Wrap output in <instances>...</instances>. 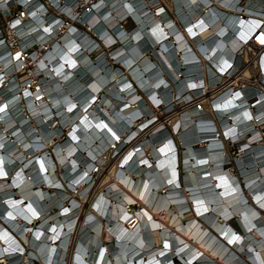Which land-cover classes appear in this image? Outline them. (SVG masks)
Wrapping results in <instances>:
<instances>
[{"label": "bare ground", "instance_id": "obj_1", "mask_svg": "<svg viewBox=\"0 0 264 264\" xmlns=\"http://www.w3.org/2000/svg\"><path fill=\"white\" fill-rule=\"evenodd\" d=\"M238 1L0 0V264L260 261L264 230L241 203L264 190V92L251 98L249 64L231 99L206 90L248 58L257 3ZM176 99L180 151L154 108ZM226 134L243 157L221 150Z\"/></svg>", "mask_w": 264, "mask_h": 264}, {"label": "built area", "instance_id": "obj_2", "mask_svg": "<svg viewBox=\"0 0 264 264\" xmlns=\"http://www.w3.org/2000/svg\"><path fill=\"white\" fill-rule=\"evenodd\" d=\"M151 1H153V0H147L148 3H150ZM155 2H156V4H159V0H155ZM221 2L222 1H220L219 4H222ZM239 2H242V6L245 8H249L251 6L253 7L254 4L252 2L257 3V5H255L256 6L255 11L257 12V14L254 15L253 17L258 20V24L248 27L249 31H250V35L240 45V47L243 48L244 52L248 55V58L246 60L243 59V61H241L238 64V66L236 67L237 69L232 74H229L228 72H225V71L218 70V72H216V73H218L219 76L217 78L216 83H210L208 81L206 82L207 83L206 90L208 93L207 95L210 97H213L212 99H214L217 96V94L221 93L222 91H224L228 88H232V90H231L232 94L229 95L228 99H231L232 96H234L236 93H238L237 91L240 89V87L235 88L238 85L232 84L233 81L236 79L233 77L235 74H237L240 71L242 66H245V65L248 66V64L251 65V69H252V77H251L252 84L251 85H252L253 91L251 93V95H252L251 98L258 97V95L260 93L264 92V44H262L260 42V38H264V0H252L251 3H250V1H247V0L246 1L239 0L237 2L238 5H241V4H239ZM211 3H212V0H208V3L206 2V4H204V7L209 6ZM230 3H231V0H230ZM0 8L3 9L1 3H0ZM211 8H210V10L212 11ZM202 10H203V7L199 12V14L202 15L199 19H203L202 17L205 15V11L203 12ZM237 10H236L237 11L236 13L239 14V22H241L243 20L242 18H243L244 12L242 13L241 9H237ZM225 11H227V10H225ZM19 12L21 15H23V10H20ZM0 13H1V10H0ZM214 20H215V16H214ZM11 21H13V18L10 19V22ZM206 23H208V26L206 27V28H208L211 25V20L207 21ZM209 23H210V25H209ZM241 52L244 54V52L242 50H241ZM229 59H230V62H233L234 56L229 54ZM211 77L212 76H208V74H207L206 80H209V78H211ZM240 81L241 82L239 83V85H242L243 81H245V80L241 78ZM248 85L249 84L247 83L246 86H248ZM233 88H235V89H233ZM195 101H194V103H196ZM259 101H261V100L260 99L258 100V98L253 100L251 102V108H253L255 106V103H258ZM216 104H212V107L213 108L218 107V105H216ZM195 105L199 106L200 104L198 103ZM253 113H254V117H255L254 118L255 119V123H254L255 128L259 134L258 139H255L254 141H261L260 144H262L260 147L256 148L254 151L258 150L259 155H264V105H262L260 108H257L255 106V108H253ZM257 114H260V115L257 117ZM259 118H262V119L260 121H257ZM224 129L225 128H223V130ZM229 135L230 134L223 135L224 143L226 146L225 147V151H226L225 155L228 156L230 154V155H232L233 159L243 157L244 156L243 155L244 147L240 146V143H241L240 140H236V139L233 140L231 137H229ZM245 167H247V166H243V168H245ZM246 174H248V173H246ZM246 174H242V172H241L239 176L242 177ZM255 177H258V175ZM255 188H258V187L256 186ZM255 191H257V189ZM258 196L259 197L257 200H253L254 204H251L250 201L247 199H246V201H243L241 203V205L243 206L242 208H244V209L247 207V205L250 207L249 209H247V212L250 213V215H251L250 221L252 222L251 223L252 226L250 227V229L248 231H254V230H256L257 227H260L262 230H264V190L260 191ZM237 216L238 215L236 213L235 217H233V218L228 217L229 219L224 218V220H223V224H226L227 226H228V222L231 223L233 228L231 227L230 229L234 230L233 231L234 234L238 233L237 229H239V227L234 222V220H235L237 223H239V219ZM234 225H235V227H234ZM256 236L258 238V241L260 242L259 246H261V249H259V250L262 251V250H264V239H262L261 238L262 235H260L258 233L256 234ZM256 244H258V243H255L254 245H256ZM169 254L170 253L165 252L164 253L165 256L163 258H167V260H170L171 258H173V256L170 257ZM261 254H262V257H264V251H262ZM240 255L244 256L245 254L240 253ZM258 257L260 258V261L258 263L253 262V261H249L248 264H264V258H262L259 255H258ZM156 260L157 261L153 264L163 263V262H161L162 258L156 259ZM167 260H165L164 262H166ZM144 264H150V263L144 262Z\"/></svg>", "mask_w": 264, "mask_h": 264}, {"label": "rangeland", "instance_id": "obj_3", "mask_svg": "<svg viewBox=\"0 0 264 264\" xmlns=\"http://www.w3.org/2000/svg\"><path fill=\"white\" fill-rule=\"evenodd\" d=\"M0 24H1V26H4V29H5V25H4V23H3V21L0 19ZM4 34L5 35H7V32H6V30H5V32H4ZM191 40V39H190ZM101 43V42H100ZM101 45V47H105V46H103V44L101 43L100 44ZM107 48L108 47H105V48H103V53H106L107 52ZM38 49H40V47L38 46V48H37V50ZM44 54H46V53H44ZM43 54V55H44ZM175 101H177V102H175V105H174V107L172 108V109H169L168 111L165 109V107H154L155 109H156V112H158V115H159V113H160V115L158 116L159 117V119L162 117V116H165L166 117V115H167V113H170V112H172V111H177L179 114H178V117H180L181 116V114L184 112V111H186L187 110V108L186 109H184V110H181V111H179L180 109H182L181 107H183L185 104H186V102H185V100H179V99H176ZM180 101V102H179ZM207 104H209V102L207 101L204 105L206 106V107H208L209 105H207ZM176 114V113H175ZM163 118L162 120L165 122V124L168 126V127H171V129L172 128H174L173 126H174V124H170V118H168V117H166V118ZM157 122H158V119H157ZM151 132V130L150 131H145V133H143V136L144 137H147L146 135H148L149 133ZM182 132H179L178 133V129L177 130H174V129H172V135H173V141H174V143L176 142V144H177V146H178V150L180 151L181 149H183V146L180 144L181 142L179 141V136H180V134H181ZM222 137V136H221ZM219 142H220V146H221V150L222 151H224V148L226 147L225 146V143H224V139L223 138H221V139H219ZM55 169H56V167H55ZM54 169V170H55ZM58 169H60V166H57V171H58V174L60 173L61 174V172L58 170ZM27 171V170H26ZM181 171V174L183 175V174H185V171H183L182 169L180 170ZM59 176H61V175H59ZM183 184V182L181 183V185ZM88 203V202H87ZM87 203H85L86 205H85V207L87 206L88 207V205H87ZM26 204V203H25ZM89 206L91 207V208H93V204L91 203V204H89ZM138 206V203H134L131 207H137ZM86 207V208H87ZM187 216L188 215H190V214H186ZM81 217V216H80ZM36 225V224H35ZM108 243V242H107Z\"/></svg>", "mask_w": 264, "mask_h": 264}, {"label": "snow or ice", "instance_id": "obj_4", "mask_svg": "<svg viewBox=\"0 0 264 264\" xmlns=\"http://www.w3.org/2000/svg\"><path fill=\"white\" fill-rule=\"evenodd\" d=\"M260 42L264 44V38H260Z\"/></svg>", "mask_w": 264, "mask_h": 264}, {"label": "crops", "instance_id": "obj_5", "mask_svg": "<svg viewBox=\"0 0 264 264\" xmlns=\"http://www.w3.org/2000/svg\"><path fill=\"white\" fill-rule=\"evenodd\" d=\"M260 107H261V106H260ZM260 107H259V108H260Z\"/></svg>", "mask_w": 264, "mask_h": 264}, {"label": "water", "instance_id": "obj_6", "mask_svg": "<svg viewBox=\"0 0 264 264\" xmlns=\"http://www.w3.org/2000/svg\"><path fill=\"white\" fill-rule=\"evenodd\" d=\"M17 166V165H16Z\"/></svg>", "mask_w": 264, "mask_h": 264}]
</instances>
